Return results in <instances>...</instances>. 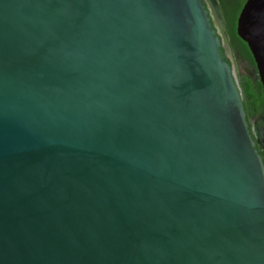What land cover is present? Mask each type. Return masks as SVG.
<instances>
[{
	"label": "water",
	"instance_id": "obj_1",
	"mask_svg": "<svg viewBox=\"0 0 264 264\" xmlns=\"http://www.w3.org/2000/svg\"><path fill=\"white\" fill-rule=\"evenodd\" d=\"M256 145L202 0H0V264H264Z\"/></svg>",
	"mask_w": 264,
	"mask_h": 264
},
{
	"label": "flooded vegetation",
	"instance_id": "obj_2",
	"mask_svg": "<svg viewBox=\"0 0 264 264\" xmlns=\"http://www.w3.org/2000/svg\"><path fill=\"white\" fill-rule=\"evenodd\" d=\"M202 1L208 11L213 28L220 37L222 55L232 66L239 85L241 78H250L257 88L259 85L261 87V92L258 89V93L262 102L256 107V109L251 110L246 114L250 130L257 143L256 147L264 159V97L262 84L256 75L254 58L250 50L251 57L244 53L241 48L244 41L237 34L238 19L247 0Z\"/></svg>",
	"mask_w": 264,
	"mask_h": 264
},
{
	"label": "trees",
	"instance_id": "obj_3",
	"mask_svg": "<svg viewBox=\"0 0 264 264\" xmlns=\"http://www.w3.org/2000/svg\"><path fill=\"white\" fill-rule=\"evenodd\" d=\"M241 48L244 51V53L248 54L249 57H251L249 49L244 42L242 43ZM240 88L242 91L243 102L246 113L256 109V107L262 102V99L258 93V89L261 92L260 85L257 88V86L250 78H245V79L241 78Z\"/></svg>",
	"mask_w": 264,
	"mask_h": 264
}]
</instances>
